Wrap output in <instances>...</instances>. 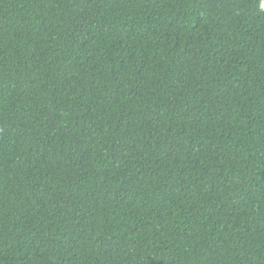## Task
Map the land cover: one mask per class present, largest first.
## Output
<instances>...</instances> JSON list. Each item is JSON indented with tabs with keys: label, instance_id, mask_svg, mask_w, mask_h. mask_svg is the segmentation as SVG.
<instances>
[{
	"label": "trees",
	"instance_id": "trees-1",
	"mask_svg": "<svg viewBox=\"0 0 264 264\" xmlns=\"http://www.w3.org/2000/svg\"><path fill=\"white\" fill-rule=\"evenodd\" d=\"M262 0H0V264H264Z\"/></svg>",
	"mask_w": 264,
	"mask_h": 264
},
{
	"label": "snow or ice",
	"instance_id": "snow-or-ice-1",
	"mask_svg": "<svg viewBox=\"0 0 264 264\" xmlns=\"http://www.w3.org/2000/svg\"><path fill=\"white\" fill-rule=\"evenodd\" d=\"M262 3H264V0H262Z\"/></svg>",
	"mask_w": 264,
	"mask_h": 264
},
{
	"label": "clouds",
	"instance_id": "clouds-1",
	"mask_svg": "<svg viewBox=\"0 0 264 264\" xmlns=\"http://www.w3.org/2000/svg\"><path fill=\"white\" fill-rule=\"evenodd\" d=\"M262 6H264V4H262Z\"/></svg>",
	"mask_w": 264,
	"mask_h": 264
}]
</instances>
